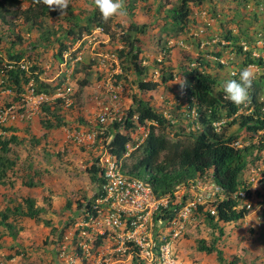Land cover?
I'll return each instance as SVG.
<instances>
[{"label":"rangeland","instance_id":"rangeland-1","mask_svg":"<svg viewBox=\"0 0 264 264\" xmlns=\"http://www.w3.org/2000/svg\"><path fill=\"white\" fill-rule=\"evenodd\" d=\"M31 1L23 0L19 7L0 16V56L5 62H12L10 54L20 53L28 68L38 65L41 76L50 83H62L67 78L73 84V94L67 101L52 104L63 125H56L57 118L51 117L44 109L29 121L0 123L1 138L17 135L8 153L16 164L9 169L5 182L0 181V210L23 203V199L30 196L35 199L36 207L42 208L41 217L44 219L11 215L8 221L12 223V228L0 225V264H136L133 249L116 251L109 236L99 244L95 232L82 233L85 207L81 204L96 196L97 182L92 179L89 168L100 149L76 143L72 133L97 127L99 102L108 101L105 93L109 78L107 72L93 66L90 49L84 51L83 60L76 63L73 71L71 66L63 67L60 43L71 42L73 36L68 32L69 28L74 26L78 29L86 23L89 15L97 9L94 0H71L65 14L60 15V11L54 9L41 18V24H33L25 17L24 10ZM179 4L180 0H123L126 14L110 18L112 33H109L110 40L103 49L119 50L120 46H126L122 35L131 22L147 24L144 32L136 34L140 39L139 61L147 68L141 77L160 80L162 71L172 70L175 78L162 83L156 90L141 91L137 70L124 57L125 68L118 79L122 86L120 107L126 113L135 106L137 98L147 99L159 111L171 115L176 120L174 130L187 138L189 132L198 133L202 124L196 127L199 123L188 115L189 95L183 90L185 74L194 66L202 67L199 64L201 58L205 61L203 67L217 80L215 93L223 91V82L235 78L230 76L231 65L240 70L250 62V55L241 49L242 42L257 46L259 38L264 36V0L191 2L190 21L184 30H178L171 17V9ZM206 19L211 24L205 25V40L217 36L232 43L225 47L217 42L201 47V38L195 32L207 22ZM261 45L258 47L262 52ZM217 54L228 59L229 63L223 64L211 57ZM253 71L256 73L254 82L260 83L257 99L264 104V72ZM84 80L88 83L82 86ZM6 81L4 73L0 72V107L14 105L15 109L22 110L26 102L16 88L6 87ZM256 88L252 85L249 94ZM250 99L249 96L242 105L244 113L255 108ZM223 112L226 114V110ZM50 117L53 126L48 127L44 121ZM233 120L224 115L219 130L227 126L229 134H238L239 140L248 144L250 133L240 130L239 120ZM6 126L14 129L5 130ZM136 133L139 134V131ZM260 139L261 134L252 138L256 147L249 156V168L243 174L245 181L253 177V168L264 164V147L260 148ZM29 179H33L36 185L28 186L25 181ZM256 180L259 186L256 198L261 200L264 198V176ZM263 221L264 207L260 201L254 204L245 218L237 222H222V235L220 229L209 224L206 216L195 212L183 232L172 239L175 262L264 264ZM219 235V247L223 250L225 261H220L216 252L207 253L198 249L200 238L210 242ZM85 242L88 250L82 245ZM139 255L138 262L141 264H164L157 256Z\"/></svg>","mask_w":264,"mask_h":264},{"label":"trees","instance_id":"trees-1","mask_svg":"<svg viewBox=\"0 0 264 264\" xmlns=\"http://www.w3.org/2000/svg\"><path fill=\"white\" fill-rule=\"evenodd\" d=\"M22 1L0 0V16L19 7ZM194 1L202 2V0H180V4L171 9V17L178 30H184L189 23L191 15L190 3ZM53 11L54 9H49L43 3V0H32L24 10V14L26 19L32 21L33 24H41V18ZM109 22L110 19L108 21L103 20L98 9H95L83 26L78 29L74 26L69 28L68 32L73 37L70 43L61 41L60 55L63 57L64 51L70 44L75 43L85 32H91L96 26H103L107 33H112ZM146 27V23L131 22L122 35L126 46L118 50L122 63L124 57L128 58L131 65L137 70L140 78L137 83L141 91L155 90L162 83H167L175 78L172 70L170 72L162 71L160 80L141 77L147 68L139 61L141 52L139 47L140 39L136 34L144 32ZM227 37L230 38V34ZM10 57L13 59L12 62H15L12 67L9 66V62H5L3 57L0 56V72H3L6 77V87L16 88L22 94L26 89L24 85L34 79L37 92L52 94L55 91L58 84H52L45 80L41 76L42 71L38 65H33L30 69H24L18 64L22 58L20 53H11ZM199 60L202 67L194 66L190 72L185 74L183 80V90L189 95L190 112L188 114L191 116V110L194 107L197 108L199 113V119L196 120L202 124V128L198 133L189 132L187 138H183V135L174 130L176 122H172L175 119L171 115L168 118L164 112L159 111L149 100L139 97L136 99L135 106L130 107L128 110L125 131L118 130L121 122L117 121L111 126L113 136L109 142V149L112 154L123 159V171L147 179L159 196L173 194L177 185L182 182L196 179L206 174L213 176L214 180L224 188L225 197L218 198L217 201L211 203L217 208L215 214H212L203 205L198 208L196 213L206 216L209 224L214 228L220 229V234L222 235V222H237L245 218L249 213V209L238 206L240 201L237 197H234V194L246 182L243 179V174L249 168V156L256 147V143L252 138L254 139L256 135L261 134V139L258 142L260 148L264 147V114L262 113L264 104L258 102L257 95L260 83L255 81L253 85L257 86V88L249 94L252 98L250 100L255 103V108L252 112L244 113L241 111L242 105L237 106L226 100L223 91L215 93L214 87L217 80L206 70L205 66L203 67L205 61L201 58ZM250 61H252L251 57ZM123 66L125 68V65ZM120 77L121 75H118V78ZM87 83L88 81L84 80L82 86L87 85ZM62 101L59 98L55 102L61 103ZM52 104L53 102H46L42 109L51 114V117L57 118L56 125H63V120ZM223 110H226V114H224ZM224 115L232 117L234 122L239 120L240 130H247L250 133L251 141L248 144L242 147L235 146L233 142L239 140V136L238 134H229L227 126L217 130L215 122L220 121ZM51 117L44 121L48 127L53 126ZM137 121L142 124L152 121L156 124L152 122L149 124V132L144 141L129 156H125L127 144L131 141L128 131L137 126ZM4 129L14 128L6 126ZM15 139H17L16 134H12L10 138L3 139L0 137V181L2 183L5 182L9 169H12L16 164V161L8 156L11 149L10 144ZM89 171L92 179L99 183V169L95 163L90 166ZM25 183L28 186L36 185L33 179L26 180ZM95 199L96 196L93 199H89L85 204H81V206L93 211ZM23 200V203H19L14 207L9 206L6 210H0V225H8L12 228V223L8 221L11 215L44 220L41 217L42 208L36 207L34 198L29 196ZM68 204L70 205L69 201ZM175 207L178 206L171 204L170 208L157 212L155 219L172 220L175 216ZM45 222L47 223V221ZM221 235L212 238L210 242L205 238H200L198 240V249L207 253L216 252L217 258L220 261H225L223 250L219 247ZM105 237L106 235H99L97 237L98 243H103ZM134 252V262L141 264L138 262V259H140L139 251L134 250Z\"/></svg>","mask_w":264,"mask_h":264},{"label":"built area","instance_id":"built-area-1","mask_svg":"<svg viewBox=\"0 0 264 264\" xmlns=\"http://www.w3.org/2000/svg\"><path fill=\"white\" fill-rule=\"evenodd\" d=\"M206 21L195 32V35L201 38V47L216 42L225 47L224 45L232 43L231 40L220 39L217 36L205 40L203 37L206 34V26L211 24L207 19ZM109 40L110 35L104 27L96 26L91 32H85L75 43L70 44L62 57V66H71L73 71L76 63L83 60L84 51L90 49L93 66L107 72L109 78L105 93L108 101L99 102L97 127L90 130H75L72 133L76 143L87 147H99L100 149L93 161L99 169L100 176V181L97 183L96 199L93 204L94 210L84 208L85 217L81 222L83 225L82 233L86 235L92 231L97 236H109L113 240L116 251L138 250L139 254L146 255L145 257L154 258L157 256L164 264H176L173 257L172 239L183 232L186 223L201 205L215 214L217 208L211 203L217 201L218 198L225 197L224 188L214 180L213 176L206 174L178 184L173 194L159 196L147 179L123 171V159L110 152L109 142L113 136L111 126L115 122H121L118 130L125 131L128 112H123L120 107L122 86L118 82V75L123 74L124 67L118 50L103 49ZM261 43H264V36L259 38L257 46H251L247 42H242L241 45L242 51L252 58V61L248 62L246 66H251L252 70L264 72V44L261 45ZM258 45L263 47L262 52ZM120 47L123 48V46ZM211 57L223 64L229 63V60L224 59L223 56ZM231 58L233 59V57ZM9 63V66L12 67L15 62ZM18 64L21 68L29 69L22 60ZM231 68V72H239L235 65H231ZM69 77L70 75H68ZM71 94H73V84L67 81V78H64L62 83H58L52 94L37 92L36 83L32 79L21 94L23 101L26 102L23 109H15L14 105L0 107V123L8 124L17 120L29 121L42 110L46 102L52 103L59 98L67 101ZM165 115L170 118L167 113ZM190 115L199 119L196 107L191 110ZM151 122L142 124L137 121V126L128 131L131 141L127 144L125 156H129L144 141L149 132L147 124H151ZM172 122L175 123V120ZM221 124L222 121L215 122L217 130ZM196 127H200V123L196 124ZM193 128L195 129V124H193ZM137 131L139 134L136 133ZM233 144L242 147L246 143L236 140ZM263 173L264 164L253 168V177L247 180L234 194V197L240 201L238 204L240 208L245 207L250 210L259 201L264 207V198L261 199L262 201L256 198L259 188L256 178L263 177ZM171 204L178 206L174 208L175 216L173 219L170 221L163 218L156 220V213L170 208ZM259 217L261 220L263 219L261 216ZM259 225H262V222H259ZM82 245L85 250H88L86 242Z\"/></svg>","mask_w":264,"mask_h":264},{"label":"clouds","instance_id":"clouds-1","mask_svg":"<svg viewBox=\"0 0 264 264\" xmlns=\"http://www.w3.org/2000/svg\"><path fill=\"white\" fill-rule=\"evenodd\" d=\"M71 0H43L49 9L60 11V15L66 13ZM95 6L103 20L108 21L117 15L126 14L123 0H94ZM230 76L235 77L223 82L224 98L231 101L234 105H243L249 99V89L256 79V73L251 66H246L239 72H231Z\"/></svg>","mask_w":264,"mask_h":264},{"label":"crops","instance_id":"crops-1","mask_svg":"<svg viewBox=\"0 0 264 264\" xmlns=\"http://www.w3.org/2000/svg\"><path fill=\"white\" fill-rule=\"evenodd\" d=\"M217 55H219V54H217ZM156 90V89H155Z\"/></svg>","mask_w":264,"mask_h":264}]
</instances>
